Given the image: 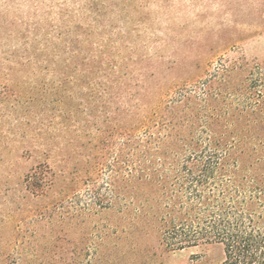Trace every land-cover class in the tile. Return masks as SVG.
Here are the masks:
<instances>
[{"label":"trees","instance_id":"obj_1","mask_svg":"<svg viewBox=\"0 0 264 264\" xmlns=\"http://www.w3.org/2000/svg\"><path fill=\"white\" fill-rule=\"evenodd\" d=\"M150 5L140 0H0V44L41 11L53 27L63 17L117 36L119 72L108 78L110 91L102 93L100 109L88 115L92 147L85 168L67 186L71 213L88 222L113 210L134 229L149 227L146 235H154L169 252L217 245L224 253L219 264H264V69L257 66L252 143L238 124L255 111L251 99L244 102L232 92L231 71L223 69L196 84L182 82L193 79V71H180L189 59L196 69L210 65L239 37L221 39L210 51L185 54L182 63L179 33L173 26L156 28ZM154 5L158 21L176 12L165 1ZM203 8L199 19L208 14L207 5ZM102 249L106 244L89 242L86 250L93 254L74 262L128 264L133 258V250L109 258ZM155 257V251L147 252L141 264H159ZM10 259L1 255L0 264L26 261Z\"/></svg>","mask_w":264,"mask_h":264},{"label":"rangeland","instance_id":"obj_2","mask_svg":"<svg viewBox=\"0 0 264 264\" xmlns=\"http://www.w3.org/2000/svg\"><path fill=\"white\" fill-rule=\"evenodd\" d=\"M140 1L151 4L156 28L173 26L179 33L182 63L185 54L210 51L221 39L239 37L210 65L196 69L189 59L180 71H193V79L182 80L193 84L223 69L231 71L232 92L244 102L251 99L255 111L238 125L255 142L257 66L264 69V0ZM158 1L173 6V18L158 21ZM205 5L208 14L199 19ZM47 16L41 11L28 25H20L21 33L1 38L0 256L10 255V261L21 257L26 260L22 264H76L75 259L93 254L86 250L90 242L106 244L100 253L109 258L133 250L128 264L144 263L150 251L157 253L153 260L159 264H219L224 257L220 246L169 252L154 235H146L149 227L134 229L113 210L88 222L71 213L67 186L85 168L92 147L88 115L100 109L120 60L116 35L63 17L53 27Z\"/></svg>","mask_w":264,"mask_h":264}]
</instances>
